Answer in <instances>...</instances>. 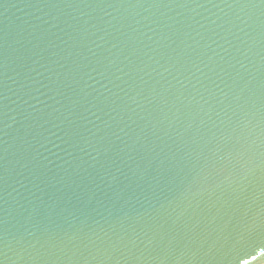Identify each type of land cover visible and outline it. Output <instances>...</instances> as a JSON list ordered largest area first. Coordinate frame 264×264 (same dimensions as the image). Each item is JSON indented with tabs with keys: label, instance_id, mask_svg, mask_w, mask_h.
Instances as JSON below:
<instances>
[{
	"label": "water",
	"instance_id": "water-1",
	"mask_svg": "<svg viewBox=\"0 0 264 264\" xmlns=\"http://www.w3.org/2000/svg\"><path fill=\"white\" fill-rule=\"evenodd\" d=\"M0 264H264V0H0Z\"/></svg>",
	"mask_w": 264,
	"mask_h": 264
}]
</instances>
